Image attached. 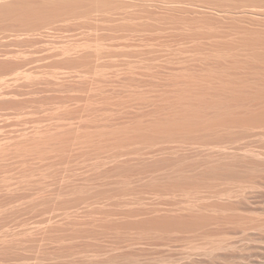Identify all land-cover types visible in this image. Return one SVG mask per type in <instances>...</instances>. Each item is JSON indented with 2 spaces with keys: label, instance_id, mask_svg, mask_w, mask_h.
<instances>
[{
  "label": "bare ground",
  "instance_id": "obj_1",
  "mask_svg": "<svg viewBox=\"0 0 264 264\" xmlns=\"http://www.w3.org/2000/svg\"><path fill=\"white\" fill-rule=\"evenodd\" d=\"M228 1L0 0V264H264V0Z\"/></svg>",
  "mask_w": 264,
  "mask_h": 264
},
{
  "label": "rangeland",
  "instance_id": "obj_2",
  "mask_svg": "<svg viewBox=\"0 0 264 264\" xmlns=\"http://www.w3.org/2000/svg\"><path fill=\"white\" fill-rule=\"evenodd\" d=\"M216 2H214V4H215ZM218 4H220V3H218ZM217 3H216V5H218ZM225 4H228V6H230V7H240V6H243L244 4H242V3H240V1H237V0H231V1H228L227 3H225ZM250 5H254V3L253 4H250ZM250 5H247L248 7H250ZM251 6V7H252ZM243 7H246V6H243ZM262 7H264V6H262ZM3 108H7V106L6 107H3ZM10 108V107H9ZM9 108H7V109H5V111L7 110V113L9 112L8 111V109ZM11 109V108H10ZM9 109V110H10ZM4 110V109H3ZM3 110H1V111H3ZM5 111H3V112H5ZM10 112H11V110H10ZM48 162V161H47ZM46 162V163H47ZM35 213H38V212H35ZM34 213V215L36 216L37 214H35ZM33 214V213H32ZM31 213H28L27 215H32ZM38 214H40V213H38ZM27 215H25V216H27ZM34 215H32V217H34ZM41 215V214H40ZM39 216V215H38ZM31 217V216H30Z\"/></svg>",
  "mask_w": 264,
  "mask_h": 264
}]
</instances>
